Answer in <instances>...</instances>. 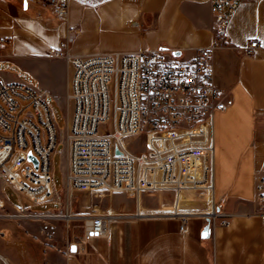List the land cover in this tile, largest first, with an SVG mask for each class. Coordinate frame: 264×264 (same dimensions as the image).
<instances>
[{
	"label": "crops",
	"instance_id": "1",
	"mask_svg": "<svg viewBox=\"0 0 264 264\" xmlns=\"http://www.w3.org/2000/svg\"><path fill=\"white\" fill-rule=\"evenodd\" d=\"M211 3L71 0L68 19L61 21L49 10L46 0H0V64L17 70H0V78L14 82L24 75L38 84L46 98L64 105L73 69L65 59L55 57L52 50L65 53L64 45L68 44L69 56L84 57L164 48L189 58L214 41L216 25ZM228 33L230 45L217 49L213 56L215 84L224 99L233 100L232 106L215 115L213 200L210 197L209 205L207 196L196 192L180 197V211L190 215L186 230L181 231L183 217L175 214L172 201L165 196L146 193L136 199L113 194L81 201L80 192L71 190L66 214L75 218L67 220L69 243L56 257L42 250L45 260L41 262L34 225L20 226L5 219L15 217L7 213L25 209L22 197L0 180V236L6 237L13 252L0 251L7 262L264 264L260 217L264 206L256 201L257 177L264 173V0L243 2ZM254 40H258V47L249 56L245 48ZM68 108L71 114V102ZM7 189L17 194V203L8 199ZM212 201L224 217L211 222L209 237L203 238ZM52 202L60 204V210L43 213L60 214L62 200L56 188ZM46 203L49 202L41 204ZM94 214L111 217L110 233L85 241ZM76 220L80 221L77 234L73 230ZM223 220L227 224H222ZM72 245L77 246L74 254L68 251Z\"/></svg>",
	"mask_w": 264,
	"mask_h": 264
},
{
	"label": "built area",
	"instance_id": "2",
	"mask_svg": "<svg viewBox=\"0 0 264 264\" xmlns=\"http://www.w3.org/2000/svg\"><path fill=\"white\" fill-rule=\"evenodd\" d=\"M70 1L46 0L61 21L68 19ZM245 1L259 0H211L214 41L189 58L164 48L84 57L69 56L68 44L65 53L52 50L73 69L65 138L64 187L69 193L131 191L137 199L154 192L172 195L175 214L183 217L181 231L186 230L190 215L180 211L179 198L196 192L213 200L215 115L233 105L215 84L213 56L230 45V23ZM258 43L252 41L246 54L253 55ZM58 144L44 91L0 78V180L22 197L24 209L54 199ZM256 201L264 206V173L257 177ZM18 216L52 217L31 211ZM209 217L212 222L224 217L213 201ZM260 217L264 227V211ZM111 224L110 216L94 214L84 240L109 235ZM0 262L9 264L1 257Z\"/></svg>",
	"mask_w": 264,
	"mask_h": 264
},
{
	"label": "rangeland",
	"instance_id": "3",
	"mask_svg": "<svg viewBox=\"0 0 264 264\" xmlns=\"http://www.w3.org/2000/svg\"><path fill=\"white\" fill-rule=\"evenodd\" d=\"M7 67V68H6ZM1 63L0 64V70H3L5 72H10L13 73L17 70L13 69L11 70L10 66H6ZM7 69V70H5ZM20 81L24 82L26 84H29L34 87H38V84L34 82L33 80H30L28 77L21 75L20 76ZM67 93L70 92L69 90V85H67ZM47 102L51 109L53 110L55 120H56V126L59 134V144L56 149V153L53 157V173H54V183H55V188L57 192H59V195L61 196L62 200V212L60 214H51L52 217H37V218H26V217H11L5 219L10 222H14L16 225H26V224H32L34 225V236L37 241L38 245V250H39V255L41 256V262L45 260V256L42 254V250L45 252L52 253L53 256H57L58 252L61 251L63 248L65 249L69 243L68 240V227H67V220L70 218H65V217H59V215H66V210L70 209V203H71V198L72 196L69 194V191H67L66 187H64V169H66L67 166V161L65 159L66 156V143H65V138L67 134L66 130V124L67 120L70 117V112L68 110V105L70 101L66 100V103L64 105H57L52 98H47ZM61 191V192H60ZM79 199L81 201H88L90 199L98 198L100 196H105V195H113V194H121V195H129L130 193H89L85 191H79ZM149 194V193H148ZM152 194V193H150ZM154 195L160 196L161 194L158 192H154ZM6 195L8 199L13 202L17 203L18 202V196L13 190L7 189L6 190ZM162 196L166 197L168 201H172L171 203H174V197L172 195L168 194H162ZM211 196H207V201L209 205L211 204ZM101 198V197H100ZM136 198V197H135ZM137 199V198H136ZM74 204V202H73ZM61 208V205L58 203H53L52 201H49V203L46 204H40L37 207L32 208L30 211L34 213H43L47 211H59ZM29 209H25L24 211L20 213H7L8 215H25V213H30ZM6 213V212H5ZM4 212H1L2 215L5 214ZM73 213H76V211L73 210ZM72 218V217H71ZM75 218V216L73 217ZM75 223L77 224L76 228H73L75 230V233L80 230V227L78 224L80 223L79 220H76ZM74 221L72 224H75ZM72 235V234H71ZM74 236V235H73ZM72 236V237H73ZM73 240H76L78 242L77 237H73ZM70 241H72L70 239ZM81 244L83 242L80 241ZM9 244L6 241V237H1L0 236V251L3 253H13L10 248H8ZM68 251H71L70 248ZM72 254L76 252H71ZM9 261V260H8ZM0 264H3L0 262ZM10 264V261H9Z\"/></svg>",
	"mask_w": 264,
	"mask_h": 264
},
{
	"label": "water",
	"instance_id": "4",
	"mask_svg": "<svg viewBox=\"0 0 264 264\" xmlns=\"http://www.w3.org/2000/svg\"><path fill=\"white\" fill-rule=\"evenodd\" d=\"M29 159L34 161L35 163V166L37 167V160L36 158L33 156L32 153L29 154ZM211 222H212V219L211 217H207V226L205 227L204 229V232H203V238H208L209 237V232H210V225H211ZM207 232V236L204 235V233ZM73 246L75 247V251H73ZM71 252H77V246L76 245H72V247L70 248Z\"/></svg>",
	"mask_w": 264,
	"mask_h": 264
},
{
	"label": "bare ground",
	"instance_id": "5",
	"mask_svg": "<svg viewBox=\"0 0 264 264\" xmlns=\"http://www.w3.org/2000/svg\"><path fill=\"white\" fill-rule=\"evenodd\" d=\"M128 193H130V196H132V197L134 196V195H133V192L130 191V192H128ZM209 196H210V195H209ZM179 202H180V198H179V201H178V207H179ZM191 215H192V214H191ZM0 257H1L3 260L6 261V259H5L2 255H0ZM6 262H7V261H6Z\"/></svg>",
	"mask_w": 264,
	"mask_h": 264
},
{
	"label": "snow or ice",
	"instance_id": "6",
	"mask_svg": "<svg viewBox=\"0 0 264 264\" xmlns=\"http://www.w3.org/2000/svg\"><path fill=\"white\" fill-rule=\"evenodd\" d=\"M204 235L207 236V232H205ZM72 250H73V251L76 250L74 246H73V249H72Z\"/></svg>",
	"mask_w": 264,
	"mask_h": 264
}]
</instances>
